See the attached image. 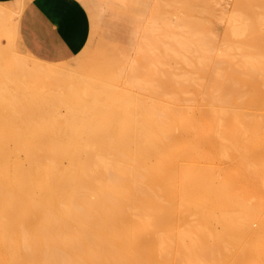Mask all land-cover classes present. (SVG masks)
Returning a JSON list of instances; mask_svg holds the SVG:
<instances>
[{
	"label": "bare ground",
	"instance_id": "bare-ground-1",
	"mask_svg": "<svg viewBox=\"0 0 264 264\" xmlns=\"http://www.w3.org/2000/svg\"><path fill=\"white\" fill-rule=\"evenodd\" d=\"M181 1L126 63L0 39V264H264V0Z\"/></svg>",
	"mask_w": 264,
	"mask_h": 264
},
{
	"label": "rangeland",
	"instance_id": "rangeland-1",
	"mask_svg": "<svg viewBox=\"0 0 264 264\" xmlns=\"http://www.w3.org/2000/svg\"><path fill=\"white\" fill-rule=\"evenodd\" d=\"M83 1L87 5L88 11H89L90 16H91V33H90V38H89V41H88L86 47L90 50H93L102 41L108 40V42H110V45L113 46L114 51L120 52L121 58L125 60L124 61L125 63L132 60L133 57H135V55H136V57H138L137 56V55H139L138 50H137L138 47L135 50L136 45H137L136 41L138 40L139 35L142 32L141 30L145 29L143 24L145 22H148V23H149V21L151 22L153 15L150 18L151 14L148 16V13H151L152 10L154 11L155 7H154V5L153 6H151V5L156 3L157 0H142L143 2L140 0H83ZM180 1L181 0H179V2ZM229 1L222 0V4L226 10H229V8L232 7V5H233L232 3L234 0H229ZM181 2L180 3L177 2L175 4L181 5L182 9L181 8L179 9L178 5H176L177 7L175 6L176 8H174V6L172 7V5H171L168 9V6L166 5L167 12H170L169 16H171L173 14V16H172L173 20L172 21L175 20L174 17L175 18L176 17H183V16L189 17L188 15H185V13H184L185 7L183 6V4H181ZM12 3H18V5H20V6H18V9L21 10V12H20V14H15V15L8 14L6 16V20L8 22L6 24V26L7 25L9 26V28L7 26L8 30L10 29V25H12V26L14 25V26L13 27L11 26L12 28L6 32L8 34L7 36L3 34L0 37V39L2 40V43L3 44L5 43V45H6V42L9 44V42L12 41V36L14 37V39L16 37V41L13 40V42H15V48L16 49H22V47L19 43V41H20V28H19V26H20V20H21L22 12L26 6L27 0H16L14 2H11L10 4H12ZM150 7L152 8V10L150 9ZM217 12H220V9H217ZM186 13H187V11H186ZM152 14H154V13L152 12ZM188 14H189V12H188ZM193 14L197 15V12L195 11V12H193ZM165 15H168V14H165ZM10 18H12V19H10ZM146 18H147V21H144ZM134 19L135 20L137 19L139 21L142 20V22H143V23H141L142 27H138V23L135 22ZM179 19L180 18H178L177 20H179ZM169 20H171V17L169 18ZM17 22H18V37L16 36L17 32H15V29H14L17 25ZM131 56H133L132 59H131ZM71 57H69L70 59H63V60H65L66 62H69V61H73V59L76 58V57H73V58H71ZM52 61H58V60H52ZM238 222L239 221L232 222V224H237ZM180 223H181L184 230H186V229L188 230L189 226H191V224L195 223V220L190 219V220H186V221H181ZM203 223L206 224L208 227H207L206 231H203L201 233V235L193 232L190 237L183 238L181 236L180 237L181 240L184 239V240H189V241H193V242L200 241V242H203L204 244H209V243L213 242L215 240L214 232H216V230L221 227V224L219 222H203ZM250 224L253 227H258V226L264 225V221L252 220V221H250Z\"/></svg>",
	"mask_w": 264,
	"mask_h": 264
},
{
	"label": "crops",
	"instance_id": "crops-1",
	"mask_svg": "<svg viewBox=\"0 0 264 264\" xmlns=\"http://www.w3.org/2000/svg\"><path fill=\"white\" fill-rule=\"evenodd\" d=\"M19 28L20 41L37 56L70 59L89 41L91 16L83 0H27Z\"/></svg>",
	"mask_w": 264,
	"mask_h": 264
}]
</instances>
